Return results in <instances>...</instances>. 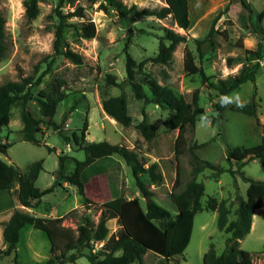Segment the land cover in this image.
Returning <instances> with one entry per match:
<instances>
[{"label":"rangeland","instance_id":"obj_1","mask_svg":"<svg viewBox=\"0 0 264 264\" xmlns=\"http://www.w3.org/2000/svg\"><path fill=\"white\" fill-rule=\"evenodd\" d=\"M28 1L22 0L23 11H17L13 19L10 0H0V14L5 19L6 47L5 55L0 60V85L18 81L36 70L39 74L45 69L54 54V31L58 22L56 9L62 15L80 9L83 18L70 17L67 22H93L96 31L93 38L87 39L72 27L64 28L63 48L80 55L82 64L76 65L63 56L56 57L50 73L44 75L41 83L31 90L34 96L39 91L51 93L56 89L65 95L53 117L59 129L55 131L43 122L36 135L40 145L23 141L17 106L11 110L8 126L0 129V140L10 144L5 154L0 153L3 162L24 173L31 163L43 161L42 170L35 181L36 188L44 190L53 184L59 156H66L63 174L72 173L76 162L85 159L84 152L72 140L73 134L81 135L84 122L87 123L85 142L119 144L137 153L144 167L152 163L158 165L162 182L159 185L147 182V186L154 194L153 200L173 216L176 212L160 199L165 194L180 192L193 178L204 185L202 207L213 197L219 201L225 200L231 214L236 207L235 196L238 194L246 198L248 183L242 175L246 179L264 182V164L258 160L250 161L240 169L239 163H232V169L239 170L234 176L228 172L230 165L226 161L227 149L264 143V52L255 82L241 85L227 96V104L222 111L217 113L215 110V104L220 99L217 91L219 80L237 74L243 66L254 63V56L249 51H254L259 43L264 49V0H188L190 25L186 30L177 29L170 15L162 20L132 16L131 29L134 32L127 51L136 63L146 61L143 70L136 72L135 80L144 83L145 75L150 76L187 102H191L193 93L197 92L198 105L203 109L194 127L184 129L183 153L177 162L174 159V144L179 130L165 128L170 113L168 110L138 101L130 91L126 83L123 52L127 27L114 10L105 12L100 8L105 0H36L37 15L33 19L26 16L25 3ZM118 1L127 8L135 6L136 9H155L165 5L164 0ZM212 25L214 46L211 47L209 41L202 44L203 56L200 58L195 41L205 39ZM164 28L184 36L185 41L176 47L167 65L154 64L148 59L157 54L158 39L163 35ZM140 31L145 34H140ZM187 53L192 57L194 67L201 69L204 78L199 73L189 72L185 60ZM228 58L232 59L231 66L227 64ZM108 76L122 83V87L108 85ZM145 90L149 94L148 89ZM120 94L124 95L132 118L128 127L119 125L102 110L104 99ZM250 99H254L257 106L256 118L232 109ZM28 106L38 118L36 104L30 102ZM143 116L156 128L150 140H145L135 128ZM62 136L70 139L68 144ZM192 153L225 171L217 178L210 169H204L194 176ZM114 158L120 162L125 178L122 197L126 200L137 199L144 209L149 199L141 196L129 167L119 157ZM177 169L180 183L174 188ZM105 189L103 178L92 179L85 188V197L90 201L86 203L74 186L62 183L52 193L44 195L37 208L30 209V212L41 218L63 217L59 226L74 233L82 217L89 218L95 227L105 209L117 211L119 206V200L107 199ZM232 219L231 215L229 220ZM105 225L108 229L107 238L121 229L117 218L107 220ZM228 238V234L217 228V213L202 210L193 217L189 243L182 254L166 260L147 252L143 256V264H203V256L210 245L213 244L216 253L221 254L227 248ZM102 244L92 243L90 251L97 252ZM238 246L250 253L252 264H264V207L253 212L250 231L238 241ZM49 247L43 232L32 227L24 228L16 249L18 264H44L50 256ZM0 249H5V246L0 245ZM12 258L13 255H1L0 264H11ZM76 262L89 264L84 257L78 258ZM130 264L139 263L134 261Z\"/></svg>","mask_w":264,"mask_h":264},{"label":"trees","instance_id":"obj_2","mask_svg":"<svg viewBox=\"0 0 264 264\" xmlns=\"http://www.w3.org/2000/svg\"><path fill=\"white\" fill-rule=\"evenodd\" d=\"M164 6L150 9H136L135 6L127 8L118 0H105L100 8L107 12L114 10L127 27V35L124 43L125 75L126 83L134 98L146 104L157 105L159 108L168 110L170 113L165 121L167 130L178 129L179 133L174 144V159L183 153L184 129L193 128L196 118L203 114V109L198 105L197 92L193 93L191 102H187L182 96L175 94L170 88L160 85L150 76L145 75V82L135 80L137 71H142L145 60L136 63L128 53L127 48L133 37L132 16L134 17H154L162 20L171 16L175 25L182 29H188L190 21L188 18V0H164ZM26 16L33 19L37 15L36 0H29L25 3ZM58 22L55 25L53 50L54 54L46 63L45 69L37 74V70L28 76L21 77L18 81H8L0 85V129L7 127L11 119V110L14 106L19 108V118L22 123V140L34 145H40L36 137L40 131V124L45 122L47 126L57 131L59 126L53 121L58 104L65 98L59 90L51 93L39 91L37 96L32 93V88L41 83L44 75L49 74L55 58L63 56L70 62L80 65L82 57L68 48H63L62 36L64 28L72 27L75 32L80 33L84 38L91 39L95 36V26L93 22L68 23L70 17L82 19L83 13L80 9L69 15H62L55 10ZM263 14V13H261ZM5 19L0 14V60L6 52ZM163 35L158 39L157 54L148 59L154 64L167 65L172 58L176 47L185 41L184 36L170 29H163ZM140 34H145L140 31ZM214 30L210 27L206 38L196 40L195 45L199 57L203 56L201 46L212 40ZM264 49L259 43L254 51L249 54L254 56V63L243 66L237 74L231 75L224 80H219L217 91L220 99L215 104L217 113L226 106L227 96L238 89L241 85L255 82V75L259 69V61L262 59ZM186 67L190 73H199L203 76L201 69L194 67L192 57L186 55ZM228 66H231L232 59H227ZM106 83L110 86L122 87V83L116 82L113 76H108ZM145 88L148 89L149 94ZM36 104L39 117H35L30 109L29 103ZM232 109L240 114L256 118L257 106L254 99L242 103ZM102 110L107 117L114 120L123 127H128L132 123V118L128 113L127 103L123 94L109 97L102 101ZM135 128L145 140H150L156 133L153 124L148 123L143 116L142 120L136 124ZM87 123H83L81 135H72V140L78 149L85 154V159L76 162L72 173L63 174L65 155L58 157V169L54 172L53 184L40 190L35 187V181L42 170V160L31 163L24 173L20 172L13 165L7 164L0 159V191H10L18 185L17 200L20 206L27 209H36L41 198L52 193L56 187L62 183L74 186L77 193L90 202L85 197L86 185L94 178H103L105 184V195L109 200H119L117 211L105 209L94 227L87 217H82L75 233L69 229L60 227L63 217L41 218L28 212L15 210L7 223L3 226L2 240L5 249H0V256L13 255L11 264H18L17 245L20 242V232L26 227H32L44 233L49 242V258L44 264H78L76 261L84 257L89 264H130L137 261L143 264V256L151 252L163 259L170 260L176 255L182 254L189 243V235L192 220L197 212L202 210L217 213V228L219 231L229 235L227 248L221 254H217L213 244L210 245L203 256V264H252L250 253L241 250L238 241L246 236L251 228L252 214L255 210L264 207V182L242 178L248 183L246 198L240 195L235 196L236 207L231 214L230 208L225 200H217L213 197L206 201L204 207L201 205V198L204 194V185L197 182L195 178L185 184V187L178 193L165 194L160 199L176 212L173 216L166 208L157 204L153 198V192L148 188L147 182L151 185H159L162 182V174L158 171L156 163L144 167V163L139 159L137 153L127 149L122 145L110 144L106 141L85 142L84 135ZM68 144L69 138L62 136ZM10 144L0 143V153L5 154ZM50 152L51 149L49 148ZM119 157L131 171L134 183L141 196L149 199L142 209L137 199L126 200L122 197L125 189V178L120 162L114 158ZM192 156V174L195 176L204 169L213 171V176L217 178L225 170L215 167L210 163L200 160L195 154ZM258 160L264 164V143L254 146H238L227 149L226 161L230 168L228 172L234 176L236 172L232 169V163H239V169L248 162ZM180 183L178 169L173 183L177 187ZM232 220H229L230 216ZM117 218L121 229L107 238L108 229L106 221ZM232 240V245H228ZM100 249L91 252V244L102 243ZM87 250L86 253L83 251ZM59 251L58 254H55Z\"/></svg>","mask_w":264,"mask_h":264},{"label":"crops","instance_id":"obj_3","mask_svg":"<svg viewBox=\"0 0 264 264\" xmlns=\"http://www.w3.org/2000/svg\"><path fill=\"white\" fill-rule=\"evenodd\" d=\"M5 141L0 140V143H4ZM8 164V163H7ZM17 190H18V185L16 184L14 188L10 191H0V245H4L3 240H2V231H3V226L13 212L15 210H20L23 212H28L32 214L33 212H30V209L24 208L19 205L18 200H17Z\"/></svg>","mask_w":264,"mask_h":264},{"label":"clouds","instance_id":"obj_4","mask_svg":"<svg viewBox=\"0 0 264 264\" xmlns=\"http://www.w3.org/2000/svg\"><path fill=\"white\" fill-rule=\"evenodd\" d=\"M10 3L13 6V13H14L13 19H15V13L17 11H21V12L23 11V9L21 7L22 0H10Z\"/></svg>","mask_w":264,"mask_h":264},{"label":"water","instance_id":"obj_5","mask_svg":"<svg viewBox=\"0 0 264 264\" xmlns=\"http://www.w3.org/2000/svg\"><path fill=\"white\" fill-rule=\"evenodd\" d=\"M233 242H234V240H232V241L230 242L229 246L232 245Z\"/></svg>","mask_w":264,"mask_h":264},{"label":"bare ground","instance_id":"obj_6","mask_svg":"<svg viewBox=\"0 0 264 264\" xmlns=\"http://www.w3.org/2000/svg\"><path fill=\"white\" fill-rule=\"evenodd\" d=\"M176 28H177V29H179V30H181V29H180V28H178L177 26H176ZM110 119H111V118H110Z\"/></svg>","mask_w":264,"mask_h":264},{"label":"built area","instance_id":"obj_7","mask_svg":"<svg viewBox=\"0 0 264 264\" xmlns=\"http://www.w3.org/2000/svg\"><path fill=\"white\" fill-rule=\"evenodd\" d=\"M101 246V245H100Z\"/></svg>","mask_w":264,"mask_h":264}]
</instances>
